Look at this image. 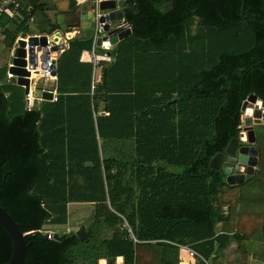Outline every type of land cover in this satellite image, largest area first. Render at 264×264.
<instances>
[{
	"label": "trees",
	"instance_id": "16d2710c",
	"mask_svg": "<svg viewBox=\"0 0 264 264\" xmlns=\"http://www.w3.org/2000/svg\"><path fill=\"white\" fill-rule=\"evenodd\" d=\"M16 1V20L0 16L10 55L32 20L36 35L52 34L50 14L78 8ZM125 11L132 35L100 61V81L82 61L93 40L69 41L57 60V102L28 108L9 65L0 68V206L27 235L26 264H182L181 248L199 255L194 264L264 262L253 246L264 244V218L247 212L243 194L264 186V136L244 183L210 168L239 139L243 103L254 94L264 106V26L245 19L264 23V0H126ZM72 204L93 207L88 240L45 229L66 226ZM12 254L0 226V264Z\"/></svg>",
	"mask_w": 264,
	"mask_h": 264
},
{
	"label": "water",
	"instance_id": "95a60500",
	"mask_svg": "<svg viewBox=\"0 0 264 264\" xmlns=\"http://www.w3.org/2000/svg\"><path fill=\"white\" fill-rule=\"evenodd\" d=\"M42 0H27L31 9H35ZM126 0H104L100 3V22L103 25L104 34L98 40V45L101 47H116L117 44L132 35V27L128 24L126 16ZM73 13L70 15H59L57 22L60 30L54 35L31 37L28 42L18 41L9 65L8 72L10 82L13 85L24 88L25 95L28 96L31 87L30 70L37 68L35 48H44V56L42 61L49 60L51 53L59 52L65 49L63 45V33H69L72 39V33L80 30L82 36L86 39L91 38L92 30L94 29L93 18L95 12L92 5L88 11ZM247 21L253 24L264 26V23L251 19L249 15L245 16ZM70 21H75L70 23ZM25 36V35H24ZM28 47V49H27ZM52 75L56 77V67H53ZM57 85H55L56 87ZM54 90L38 86L33 90L34 105L39 107L40 101L44 100L52 102ZM242 110L244 112L243 127L239 134V139H233L227 146L224 153H219L214 156L210 163V168L216 171H223L227 177V182L230 185L242 184L245 182L246 176H253L259 164V149L256 146L257 134L256 126L264 124V106L262 100L256 95H251L244 103ZM89 165V164H88ZM0 226H2L9 234L13 243V254L11 260L7 264H26L28 244L26 242V234L20 230L19 225L9 215L6 209L0 206ZM92 235V229H80L76 232V236L81 240H88ZM55 238L62 240L55 234ZM88 264H119L115 258L91 260Z\"/></svg>",
	"mask_w": 264,
	"mask_h": 264
},
{
	"label": "rangeland",
	"instance_id": "374dc122",
	"mask_svg": "<svg viewBox=\"0 0 264 264\" xmlns=\"http://www.w3.org/2000/svg\"><path fill=\"white\" fill-rule=\"evenodd\" d=\"M87 39V38H86ZM90 39V38H89ZM3 36L0 35V68L4 67V66H8L11 64V55L8 54L5 50V48H3ZM103 51H101V48H97V54L101 55ZM98 70V69H97ZM98 78V76H97ZM39 80V79H38ZM41 81V80H40ZM41 83V82H40ZM255 131L256 134L260 137L264 136V124L261 126H256L255 127ZM261 180H264V173H261L260 175ZM263 182V181H262ZM250 186V185H249ZM247 187L246 189H244V200H245V207L247 212H251L254 211V213H256L258 219L264 218V186L261 185H256L255 187H259L258 190H256L255 187ZM258 196L259 197V204L260 206H258V204L254 201V198ZM92 206H90L89 204H72L69 205V222L66 226H53V225H47L45 226V229L48 231H55L58 233H67L70 231L73 232H77L80 229H88L86 227H88V225L90 224V212L92 210ZM257 241H255L253 243V246H256V248H258L260 250V253L262 255H264V244L261 243H256ZM259 244V245H258ZM181 256H183V261L187 262L185 264H189L191 263L190 260H187L185 258H187V254L185 252H180ZM233 256H229L228 260H232ZM242 259H244L245 263H251L250 258L247 257H243ZM241 259V260H242ZM261 259H264V256L261 257ZM192 264L195 263L196 259L191 260ZM183 262V264H184ZM220 264H224V263H220Z\"/></svg>",
	"mask_w": 264,
	"mask_h": 264
},
{
	"label": "built area",
	"instance_id": "2783aa9c",
	"mask_svg": "<svg viewBox=\"0 0 264 264\" xmlns=\"http://www.w3.org/2000/svg\"><path fill=\"white\" fill-rule=\"evenodd\" d=\"M1 1V6L2 8H12L15 10H20L21 6L20 3L16 0H0ZM92 1V7L93 10L95 12V17L93 18V22H94V29L92 30V35L91 38L93 40V46H92V50L89 52V56H90V60L91 63L94 65V70L96 72L97 67L100 64V59H99V55L97 54V48H99L98 46V40L99 38H101L104 34L103 31V25L100 22V18H101V14H100V3L103 2L104 0H91ZM33 21V20H32ZM130 26V25H129ZM29 41V40H26ZM105 48L107 51H111V49H113L114 47L110 45V47H103ZM38 50H40V53L38 52ZM44 48H40L39 46L35 48V52H36V63H37V68L35 69H31L30 73H31V87H30V93L28 96H26V100H27V104H28V108H32L33 107V102L35 100L34 95H33V90H35L34 86L37 85L39 86V81H38V77L43 78V79H53L55 78L52 75L53 72V67L57 68V60L56 57H54V54L57 55V52H53L51 53V56L49 58V60H47L46 62L42 61V57L44 56ZM41 66H43V69H41ZM38 68L41 69L42 73L38 72ZM38 76V77H37ZM44 87V86H42ZM45 88V87H44ZM33 89V90H32ZM58 91L57 88L54 89L53 92V102H57L58 101ZM123 228L126 230V233L128 234V236L132 239L135 240L134 234L132 229L130 228L129 224L127 222H125ZM55 237V233L50 232V234L48 235V239H53ZM183 250V252H185L189 258L191 260L197 259V257H199L198 254H196L193 250L189 249V248H181Z\"/></svg>",
	"mask_w": 264,
	"mask_h": 264
},
{
	"label": "crops",
	"instance_id": "0c3cea01",
	"mask_svg": "<svg viewBox=\"0 0 264 264\" xmlns=\"http://www.w3.org/2000/svg\"><path fill=\"white\" fill-rule=\"evenodd\" d=\"M27 1V0H26ZM77 4H78V8L74 11V12H72V13H62V14H59V15H70V14H73V13H79V15L82 13V12H86V11H88V9H89V7L91 6V4H92V2H91V0H74ZM28 3V2H27ZM28 7L29 8H31L30 7V5H29V3H28ZM1 14H6V16L8 17V18H10V19H12V20H16L17 18H18V16H19V14H17V10H15V9H12V8H2V6H1V1H0V16H1ZM58 15V16H59ZM78 15V16H79ZM58 16H55V14L54 13H51L50 14V17H51V19L52 20H54V17H55V22L57 23V25H58V28H57V30H55V31H53V33L52 34H43V35H36L34 32H35V21H32L31 23H30V31H31V33L32 34H30V33H20L19 34V37L17 38V40L16 41H20V40H29L31 37H38V38H41L42 36H44V35H49V36H51V35H54V33L56 32V31H58V30H60V26H59V24H58V22H57V17ZM52 20H50L52 23H54V21H52ZM73 22H75V21H70V23H73ZM76 23V22H75ZM1 35V34H0ZM25 35V36H24ZM82 35V32L80 31V30H78V31H74V33H72V36H73V38L72 39H74V38H77V37H80ZM70 38V36H69V33H63V45L65 46V49L64 50H61V51H59V52H57L58 54L57 55H55L54 54V57H56V60H58V58L69 48V41L71 40V39H69ZM5 39V37L3 36V40ZM17 43V42H16ZM3 48H5V44H3ZM15 48V47H14ZM111 50H113V49H111ZM101 51H103L102 53H101V55H99V59L101 60V61H109L112 57L108 54V51L105 49V48H101ZM13 52H14V49H13V51H12V54H11V57H12V55H13ZM82 61L83 62H91V60H90V56H89V53L88 52H86V53H84L83 54V56H82ZM41 69H43V66H41ZM40 68H38V70H41ZM55 72H57V68H56V71ZM8 74H9V72H8ZM96 74H97V76H98V81H100V75H101V73H100V69H98L97 71H96ZM10 74L8 75V78H9V80H10ZM38 77V76H37ZM39 78V86H44L45 88H49V89H52V90H54L55 88H57V75H56V77L55 78H53V79H43V78H40V77H38ZM41 80V81H40ZM41 82V83H40ZM55 85H57L56 87H55ZM38 86L37 85H35L34 86V88L36 89ZM33 90V89H32ZM58 91V90H57ZM33 92V91H32ZM42 102H45L44 100H41L40 101V104H42ZM47 102V101H46ZM52 102H53V100H52ZM28 103V102H27ZM33 105H34V102H33ZM257 139H258V135H257ZM256 171V170H255ZM247 179V176H246V178H245V180ZM256 188V190H258V188L257 187H255ZM254 201L256 202V203H259V197L258 196H256L255 198H254ZM260 234H262L261 233V231L258 233V237H260ZM263 244V243H262ZM188 256V255H187ZM118 259H121L122 260V263L124 264V260H123V258L122 257H120V258H117V260ZM185 259H187V260H189L190 258H189V256L187 257V258H185ZM180 260H182L183 261V256H181V258H180ZM250 260H251V263L250 264H264V262H259V261H257V260H255V259H253V258H250ZM184 262V261H183ZM183 262H182V264H183ZM190 264H192V261L190 260ZM196 262V261H195ZM185 263H187V262H184V264ZM188 264H189V262H188Z\"/></svg>",
	"mask_w": 264,
	"mask_h": 264
},
{
	"label": "bare ground",
	"instance_id": "6f19581e",
	"mask_svg": "<svg viewBox=\"0 0 264 264\" xmlns=\"http://www.w3.org/2000/svg\"><path fill=\"white\" fill-rule=\"evenodd\" d=\"M98 47L102 48L101 46H98ZM38 52L40 53V50H38ZM38 72L39 73H42L41 70H38ZM118 263L119 264H123L121 259H118Z\"/></svg>",
	"mask_w": 264,
	"mask_h": 264
},
{
	"label": "clouds",
	"instance_id": "9594fccd",
	"mask_svg": "<svg viewBox=\"0 0 264 264\" xmlns=\"http://www.w3.org/2000/svg\"><path fill=\"white\" fill-rule=\"evenodd\" d=\"M92 2V1H91ZM92 5V4H91ZM19 17V16H18ZM129 24V23H128ZM46 36H49V35H46ZM23 41H25V42H28V41H26V40H23ZM17 43H18V41H17ZM17 43L15 44V47H16V45H17ZM103 48V47H102ZM27 49H28V47H27ZM9 68V67H8Z\"/></svg>",
	"mask_w": 264,
	"mask_h": 264
}]
</instances>
